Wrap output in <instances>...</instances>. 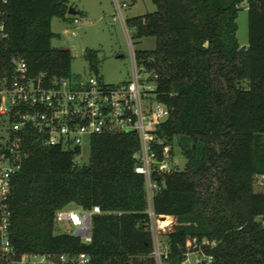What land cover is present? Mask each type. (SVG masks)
I'll use <instances>...</instances> for the list:
<instances>
[{
    "label": "trees",
    "instance_id": "1",
    "mask_svg": "<svg viewBox=\"0 0 264 264\" xmlns=\"http://www.w3.org/2000/svg\"><path fill=\"white\" fill-rule=\"evenodd\" d=\"M152 1L155 11L125 24L133 39L155 38L154 49L135 50L136 58L156 73L157 98L172 109L157 135L186 158L183 168L152 174V205L168 245L162 260L181 264L188 239L209 238L217 241L215 264H264V191L253 187L264 173V0ZM69 2L0 0L7 33L0 38V85L14 75L17 57L47 84L73 77L70 49L51 43V21L66 18ZM242 4L247 46L236 37ZM84 58L97 72V51L86 49ZM21 138L24 156L9 195V258L84 253V264H157L145 179L134 170L136 134L93 136L82 164L38 134ZM70 203L101 210L92 215L89 242L55 233V213Z\"/></svg>",
    "mask_w": 264,
    "mask_h": 264
},
{
    "label": "built area",
    "instance_id": "2",
    "mask_svg": "<svg viewBox=\"0 0 264 264\" xmlns=\"http://www.w3.org/2000/svg\"><path fill=\"white\" fill-rule=\"evenodd\" d=\"M112 2L115 19L124 24L122 9L128 6V2ZM125 30L130 47L131 78L118 83L106 84L97 76H90L80 79L65 77L47 84L41 76H29L24 58L13 60L14 75L0 85L1 260L15 252L9 238V195L12 176L20 170L24 156L23 134H38L45 145L74 151L73 161L76 164H82L79 161L82 145L85 142L90 145L93 136L124 132L136 134L139 151L134 170L145 179L147 213L157 264L167 254L168 245L160 239L152 205L153 193L157 189L152 174L178 168L176 154L172 153L173 144L157 135V127L172 109L157 98V75L139 65L127 26ZM6 36L4 21L0 18V38ZM254 184L258 187L257 191H264V173L256 174ZM95 213H101L98 206L92 210L81 209L80 216L65 207L56 211L55 222H71L76 226L73 234L89 242L91 218ZM216 246L215 239H188L181 264H215V255L211 251ZM87 260L88 256L84 253H36L9 258L6 264H84Z\"/></svg>",
    "mask_w": 264,
    "mask_h": 264
},
{
    "label": "rangeland",
    "instance_id": "3",
    "mask_svg": "<svg viewBox=\"0 0 264 264\" xmlns=\"http://www.w3.org/2000/svg\"><path fill=\"white\" fill-rule=\"evenodd\" d=\"M128 6L122 9L124 20L131 16L142 15L156 10L152 0H124ZM69 6L76 12L68 13L66 18L54 17L51 29L55 33L51 43L54 47H67L73 56L71 71L73 78H88L97 76L106 84L118 83L131 78L130 47L126 36V25L115 19V7L112 0H70ZM114 17V18H113ZM77 19L75 22L74 19ZM238 28L236 37L241 46L248 44V12L245 4L238 11L236 19ZM128 32L132 30L127 28ZM134 50H151L155 47L154 37L133 39ZM86 49L96 50L98 53L97 72L90 69L88 61L84 58ZM176 148V158L179 168H183L186 158ZM90 155V145H82L80 163H87ZM254 190H258L256 184ZM67 209L80 216L81 208L70 203ZM76 229L71 222L57 221L55 233L73 234ZM161 240H165L161 235ZM158 264H166L160 260Z\"/></svg>",
    "mask_w": 264,
    "mask_h": 264
},
{
    "label": "water",
    "instance_id": "4",
    "mask_svg": "<svg viewBox=\"0 0 264 264\" xmlns=\"http://www.w3.org/2000/svg\"><path fill=\"white\" fill-rule=\"evenodd\" d=\"M75 12H76V11H75L72 7L69 8L68 13H75Z\"/></svg>",
    "mask_w": 264,
    "mask_h": 264
}]
</instances>
